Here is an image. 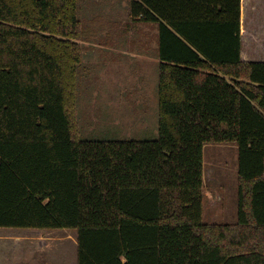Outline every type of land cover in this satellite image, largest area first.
<instances>
[{"label": "trees", "instance_id": "1", "mask_svg": "<svg viewBox=\"0 0 264 264\" xmlns=\"http://www.w3.org/2000/svg\"><path fill=\"white\" fill-rule=\"evenodd\" d=\"M80 0H0V229L77 231L78 264H264V62L241 0H131L157 29L158 138H80ZM237 146L236 224L203 221L204 147Z\"/></svg>", "mask_w": 264, "mask_h": 264}, {"label": "rangeland", "instance_id": "2", "mask_svg": "<svg viewBox=\"0 0 264 264\" xmlns=\"http://www.w3.org/2000/svg\"><path fill=\"white\" fill-rule=\"evenodd\" d=\"M81 1L78 44L82 63L78 71L76 119L80 138L89 141L156 140L158 64H152L153 57L149 54L154 42L150 40L148 44L146 38L140 39L147 26L139 27L131 19L127 5L131 0ZM147 44L149 47L145 49ZM142 50L144 62L139 59L141 53L144 54ZM237 159L236 145L208 144L204 147L203 221L206 224L237 222ZM46 231L41 245L44 255L36 260H42V264H59L63 255L68 262L74 253L76 231L43 230ZM37 232L39 230L0 229V259L17 258L19 264L30 262L32 255L25 239ZM30 245L39 246L38 243Z\"/></svg>", "mask_w": 264, "mask_h": 264}, {"label": "crops", "instance_id": "3", "mask_svg": "<svg viewBox=\"0 0 264 264\" xmlns=\"http://www.w3.org/2000/svg\"><path fill=\"white\" fill-rule=\"evenodd\" d=\"M80 0V5H81ZM130 2V1H129ZM128 2V6H129ZM245 3H247V7H245ZM129 9V7H128ZM139 24V27L146 25V32L145 34H142L140 37L141 41L146 38L148 41V44L153 41L154 47L152 48V51L149 53L152 58V64H158V70H159V64L160 60L157 57V29L154 25L145 24L142 22H137ZM149 27V28H148ZM241 39H242V61L244 63H252V62H264V0H241ZM151 40V41H150ZM144 46L145 49L149 47V45ZM144 49V50H145ZM142 50V52H144ZM143 56V57H141ZM144 54L141 53L139 59L142 61L144 59ZM144 62V60H143ZM34 230V229H30ZM51 230V229H47ZM67 231H76V230H67ZM39 232H43V230H39ZM27 233L29 234L27 239L25 241L27 242V245L29 246L27 250H29V253L32 255L30 262H25L24 264H42V260H36L38 257L44 255L43 241L46 238L43 234L48 233V231L43 233ZM23 233V232H22ZM51 233V232H50ZM76 241L74 245V253L71 254V259L66 262L64 260V254L62 252L63 259L60 260L59 264H78V242H77V231L75 233ZM20 243V242H18ZM32 243H38L39 246L36 245H30ZM76 247V249H75ZM17 259V258H16ZM14 260H1L0 264H19V261Z\"/></svg>", "mask_w": 264, "mask_h": 264}]
</instances>
